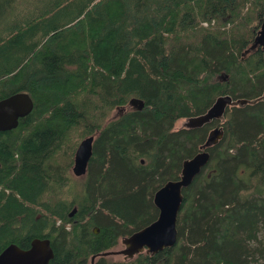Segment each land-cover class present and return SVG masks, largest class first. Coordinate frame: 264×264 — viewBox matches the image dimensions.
<instances>
[{"label": "trees", "instance_id": "obj_1", "mask_svg": "<svg viewBox=\"0 0 264 264\" xmlns=\"http://www.w3.org/2000/svg\"><path fill=\"white\" fill-rule=\"evenodd\" d=\"M22 1L0 0V98L33 100L0 130V251L47 237L49 264H90L156 219L154 191L218 125L182 189L175 244L92 264H264V48L246 52L264 0H36L29 11ZM224 94L245 101L174 129ZM134 96L141 108L110 118ZM90 134L71 195L69 167Z\"/></svg>", "mask_w": 264, "mask_h": 264}, {"label": "water", "instance_id": "obj_2", "mask_svg": "<svg viewBox=\"0 0 264 264\" xmlns=\"http://www.w3.org/2000/svg\"><path fill=\"white\" fill-rule=\"evenodd\" d=\"M258 45L264 46V16L246 52ZM244 101V99H232L229 94L219 95L205 112L188 117L186 126H201L214 118H222L228 105ZM129 104L141 108L143 100L134 96L130 98ZM32 108V97L26 91H16L0 98V129L15 127L19 117L28 114ZM223 133L224 130L218 125L210 129L201 145V150L182 161L179 177L168 179L154 191L153 202L158 208L156 219L130 234L123 235L120 239L122 247L92 255L91 263L99 255H121L124 259H128L141 251L155 253L164 247L174 245L177 240L176 220L183 198L182 189L192 182L209 160L210 153L206 147L217 143ZM93 139V134L87 135L75 148L71 167L75 176H83L86 172L92 155ZM75 211L76 206L71 209L69 215ZM94 231H98L97 226L94 227ZM53 255L48 238L34 237L28 248L20 247L13 242L5 246L0 251V264H49Z\"/></svg>", "mask_w": 264, "mask_h": 264}, {"label": "rangeland", "instance_id": "obj_3", "mask_svg": "<svg viewBox=\"0 0 264 264\" xmlns=\"http://www.w3.org/2000/svg\"><path fill=\"white\" fill-rule=\"evenodd\" d=\"M36 2V0H23L21 3H20V8L22 9V7L26 8V11H29V6L30 5H33L34 3ZM220 77H224V75H221ZM131 105L130 104H126L124 106H119V107H115L113 109H111L110 113H109V116L110 118L111 117H115L117 115H119L122 111H124L125 109H128L130 108ZM186 118H181L177 121V123L174 125V129H177V128H180L182 126H185L186 125ZM69 173H68V176H69V181L71 183V187H67L65 190L66 192H70L71 195H73L75 193V191L77 190L78 191V183H80V181L82 180L83 176H75L71 169H69ZM77 195V194H75ZM123 244L121 243L120 239H119V243L114 247L115 249L116 248H120L122 247ZM111 259H120L122 258L121 255H108Z\"/></svg>", "mask_w": 264, "mask_h": 264}, {"label": "flooded vegetation", "instance_id": "obj_4", "mask_svg": "<svg viewBox=\"0 0 264 264\" xmlns=\"http://www.w3.org/2000/svg\"><path fill=\"white\" fill-rule=\"evenodd\" d=\"M262 18H263V17H262ZM261 21H262V19H261ZM261 21H260V22H261ZM258 46H261V47L264 48V46H262V45H258ZM0 130H2V129H0ZM3 130H7V129H3ZM89 160H90V159H89ZM71 167H72V165L69 167V169H71ZM74 206H76V205H73L72 208H73ZM76 210H77V206H76ZM34 237H38V236H34ZM34 237H32V238L30 239V241H29V244H28L27 246L23 247V248H28V247L30 246L31 241H32V239H33ZM40 238H47V237H40ZM48 239H49V238H48ZM120 239H121V238H120ZM49 240H50V239H49ZM10 243H11V242H10ZM13 243H15V242H13ZM8 244H9V243H8ZM8 244H7V245H8ZM15 244L19 245L18 243H15ZM7 245H6V246H7ZM50 245H51V242H50ZM19 246H20V245H19ZM20 247H22V246H20ZM51 247H52V245H51ZM3 248H4V247H3ZM52 249H53V248H52ZM96 257H97V256H96ZM96 257H95V258H96ZM122 258H123V257H122ZM123 259H124V258H123ZM90 264H92V263H91V258H90Z\"/></svg>", "mask_w": 264, "mask_h": 264}, {"label": "built area", "instance_id": "obj_5", "mask_svg": "<svg viewBox=\"0 0 264 264\" xmlns=\"http://www.w3.org/2000/svg\"><path fill=\"white\" fill-rule=\"evenodd\" d=\"M202 23H203V24H207V22H206V21H202Z\"/></svg>", "mask_w": 264, "mask_h": 264}, {"label": "bare ground", "instance_id": "obj_6", "mask_svg": "<svg viewBox=\"0 0 264 264\" xmlns=\"http://www.w3.org/2000/svg\"><path fill=\"white\" fill-rule=\"evenodd\" d=\"M202 170V169H201ZM200 173V172H199ZM177 228V227H176ZM165 248V247H164ZM162 250V249H161ZM160 251V250H159ZM158 252V251H157ZM157 252H155V253H157ZM150 253V252H149ZM153 254V253H152Z\"/></svg>", "mask_w": 264, "mask_h": 264}]
</instances>
